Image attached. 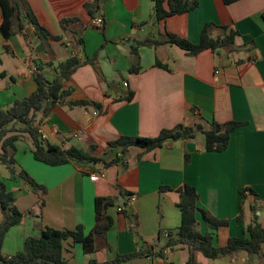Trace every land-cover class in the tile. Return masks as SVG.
Returning <instances> with one entry per match:
<instances>
[{"label":"crops","instance_id":"0c3cea01","mask_svg":"<svg viewBox=\"0 0 264 264\" xmlns=\"http://www.w3.org/2000/svg\"><path fill=\"white\" fill-rule=\"evenodd\" d=\"M195 1L193 10L154 21L152 0H99L91 14L85 4L93 0H16L19 14L14 34L6 40L0 34V73L5 75L0 78V109L35 91L37 63L43 65L44 77L52 79V67L44 65L75 57L81 65L63 84L70 94L42 119L40 137L106 162L117 160L105 167L50 166L25 149L16 166L44 187L40 195L20 187L21 181L26 183L0 163V181L12 192L13 204L22 214L21 222L5 234L4 256L21 251L25 239L38 236L44 227L81 226L85 235L90 233L96 196L114 201L103 210L110 226L94 239L93 253L84 254L80 244L69 248L70 253H65L69 264H87L90 259L103 264L117 255L159 250L164 243L160 235L180 224L177 203L185 186L195 189L197 208L220 222L213 231L196 213L198 231L201 235L214 232L215 247H224L230 238L246 237L254 216L264 227V0L229 5L222 0ZM163 8L167 9L165 3ZM27 14L47 32V38L38 36ZM98 17L101 28L91 24ZM2 19L0 8V24ZM64 19L73 20L61 27ZM206 24L213 25L212 38L227 33L221 27L235 31L233 44L194 56L172 44L140 46L139 71H129L135 41L162 40L172 34L195 44ZM128 93H132L129 101L125 100ZM69 101L95 102L101 111L90 105L69 106ZM227 123L237 127L229 134L225 150L205 151L204 132L213 126L222 132ZM177 125L201 130L190 139L167 141L150 151L129 147L123 154L120 147H108L121 137L152 138ZM20 143L30 149L19 140L15 152ZM91 173L104 177L92 182ZM124 193L135 199L124 204L120 198ZM119 206H123L120 212ZM75 246L81 255L78 263L72 261ZM188 257V249L180 247L164 251L161 259H137H146V264H187ZM194 260L196 264H264L243 251L216 259L195 252Z\"/></svg>","mask_w":264,"mask_h":264},{"label":"trees","instance_id":"16d2710c","mask_svg":"<svg viewBox=\"0 0 264 264\" xmlns=\"http://www.w3.org/2000/svg\"><path fill=\"white\" fill-rule=\"evenodd\" d=\"M99 0H93L92 4H85V9L89 14L92 13L94 4ZM238 0H222L225 5H229ZM152 18L160 21L167 17L186 13L197 6L195 0H152ZM166 4L167 9L163 8ZM2 11V22L0 24V34L6 40L14 34L13 26L19 14V6L16 0H0ZM264 20V12L261 14ZM29 23L33 25L38 36L43 34L48 37L47 32L35 22L30 14H27ZM73 19L61 21V27H65ZM213 25L206 24L200 32L199 41L195 44L185 39H181L172 34H166L162 40L144 39L135 41L130 48L133 63L130 72L139 71L138 47L145 45L172 44L184 50L189 55H196L204 50L215 51L218 48L228 47L233 44L235 31L221 27L225 33L222 36L212 38L209 30ZM81 65L75 57H69L64 61L47 63L46 67H52L54 77L47 79L42 73L40 63L36 64L35 83L36 89L29 96L22 100L14 101L10 106L0 109V163L5 165L11 174H16L33 191L45 192L44 187L35 183L23 170L16 173L15 146L16 141H25L30 145L33 158L41 163L50 166L71 163L80 164H102L103 167L116 162L117 158L106 162L103 158L90 156L80 149L68 147L63 149L59 145L44 142L39 134L38 127L42 119L47 116L54 105L61 104L70 94V90L63 86L64 82L70 79L71 74ZM156 65H160L156 62ZM5 75L0 73V78ZM132 93H128L125 100L129 101ZM69 106H88L101 111L98 103L91 101H69ZM237 127L236 123H227L222 126L223 131L216 132L214 126L211 130L204 132V146L207 152H222L229 142V134ZM199 127H186L177 125L170 130H162L156 137H121L108 143L109 148L120 147L123 154L129 147L142 148L150 151L162 147L167 141L179 139H190ZM95 172V170H94ZM243 191V195H244ZM197 194L193 187L185 186L179 191L177 207L180 212V224L173 231L160 235L164 238L163 246L159 250L144 249L136 253L117 255L111 262L103 264H122L129 263L137 258H163L164 251L186 247L189 252L187 264H196L194 260L195 252H199L203 257L216 259L234 252L243 251L248 255L256 256L264 260V227L261 226L254 216L253 221L246 227V237L230 238L224 247L218 248L213 245L214 232L201 235L197 229L196 213L207 222L211 230H216L220 222L210 218L204 211L196 206ZM113 199L104 196H96L95 205V225L88 234L83 233L81 226L73 230H56L49 227L41 229L36 237H27L23 243V249L11 256H4L1 246L5 234L10 228L21 222L22 214L14 206L12 192L8 191L5 184L0 181V210L3 213V220L0 224V264H69L65 258V253H70L74 244H80L84 254L94 252V239L103 236L110 226V220L103 215V210L113 205ZM252 208V207H251ZM254 212V211H252ZM87 264H98L94 259H90Z\"/></svg>","mask_w":264,"mask_h":264},{"label":"rangeland","instance_id":"374dc122","mask_svg":"<svg viewBox=\"0 0 264 264\" xmlns=\"http://www.w3.org/2000/svg\"><path fill=\"white\" fill-rule=\"evenodd\" d=\"M216 128V127H215ZM17 149H16V152H15V155H14V158H15V160H16V163L18 164V166H19V162H20V160L23 158V150H30L28 147H27V145L24 143H20V144H18V146L16 147ZM97 166H99V165H97ZM20 167H15V170H16V173L21 169V170H23L22 168H20ZM24 171V170H23ZM26 172V171H25ZM27 173V172H26ZM28 175V174H27ZM29 176V175H28ZM30 177V176H29ZM26 186L27 187V191L29 192V193H34V192H32V189L27 185V184H24L22 181H21V185H20V187H23V186ZM36 193H38V195H40V193L41 192H37L36 191ZM2 220H3V213H2V211L0 210V224H1V222H2ZM77 249H79V246H75V248L73 249V256H72V261L75 259V261L78 263V261H79V259H80V257H81V255L78 253L77 254Z\"/></svg>","mask_w":264,"mask_h":264},{"label":"built area","instance_id":"2783aa9c","mask_svg":"<svg viewBox=\"0 0 264 264\" xmlns=\"http://www.w3.org/2000/svg\"><path fill=\"white\" fill-rule=\"evenodd\" d=\"M91 24L95 28H101L102 25H103V21H102L101 18L98 17V18L93 19ZM96 114H97V111L94 110L92 112V115H96ZM103 177H104V174H102V173L101 174L91 173L89 175V180L92 181V182H96L100 178H103ZM120 198L123 200L124 204L127 205V204L131 203L135 199V195H133L131 193H124L123 195H121ZM122 209H123V206H119L117 208V211L120 212V211H122Z\"/></svg>","mask_w":264,"mask_h":264},{"label":"water","instance_id":"95a60500","mask_svg":"<svg viewBox=\"0 0 264 264\" xmlns=\"http://www.w3.org/2000/svg\"><path fill=\"white\" fill-rule=\"evenodd\" d=\"M219 127L215 128V131L217 132ZM147 260L146 259H137L132 262V264H146Z\"/></svg>","mask_w":264,"mask_h":264}]
</instances>
